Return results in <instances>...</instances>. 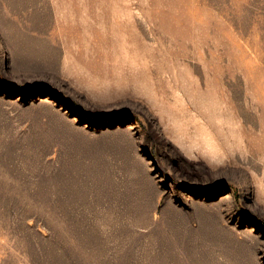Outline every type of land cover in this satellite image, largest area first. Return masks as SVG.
Here are the masks:
<instances>
[{
    "label": "rangeland",
    "instance_id": "rangeland-1",
    "mask_svg": "<svg viewBox=\"0 0 264 264\" xmlns=\"http://www.w3.org/2000/svg\"><path fill=\"white\" fill-rule=\"evenodd\" d=\"M0 264H264V0H0Z\"/></svg>",
    "mask_w": 264,
    "mask_h": 264
}]
</instances>
